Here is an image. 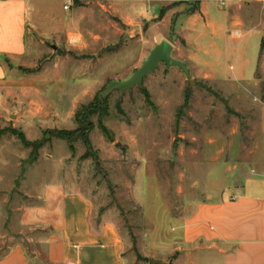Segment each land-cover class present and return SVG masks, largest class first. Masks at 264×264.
Wrapping results in <instances>:
<instances>
[{
    "label": "rangeland",
    "instance_id": "1",
    "mask_svg": "<svg viewBox=\"0 0 264 264\" xmlns=\"http://www.w3.org/2000/svg\"><path fill=\"white\" fill-rule=\"evenodd\" d=\"M226 3L211 1L215 11ZM197 7L198 1H163L161 14L153 17L158 6L138 4L143 17L127 25L111 8L96 6L56 49L49 41L44 51L34 47L11 64L2 59L1 253L17 242L34 251L32 244L43 235L22 227L21 213L40 205L46 185L55 191L66 176L91 199L94 224L118 228L126 264H153L152 259L184 253L177 251V223L198 202L243 190L244 180L264 163V71L256 73L260 82L224 79L236 63L220 39H202L208 51L191 54L179 17ZM163 39L176 47L172 55L184 59L191 78L162 63L142 87L101 96L111 80L130 78ZM83 107L95 112L88 115L94 123L90 155L85 157L90 149L82 140L73 151L66 140L54 138L32 163V148L17 134L37 141L50 130H75Z\"/></svg>",
    "mask_w": 264,
    "mask_h": 264
},
{
    "label": "crops",
    "instance_id": "2",
    "mask_svg": "<svg viewBox=\"0 0 264 264\" xmlns=\"http://www.w3.org/2000/svg\"><path fill=\"white\" fill-rule=\"evenodd\" d=\"M67 1L0 0V81L6 74L3 58L11 64L32 54L34 47L44 51L43 45L49 41L56 49L66 38L71 39L80 16L96 6L105 11L111 8L131 25L143 17L137 12L138 4L158 6L160 13L153 15L158 17L163 1H198L195 10L179 17L191 54L200 56L203 47L208 51V45L200 46L202 39H220L236 63L224 79L260 82L256 73L260 67L264 71V0H228L225 8L218 5V11L212 0H71L66 9ZM262 129L264 134V114ZM263 168L264 163L244 180L241 192L220 193L216 199L209 197L195 204L175 227V235L182 239L177 251L184 248L185 252L171 260L157 259V264H264ZM39 197L40 205L22 211L20 224L25 229L35 228L43 238L37 237L32 252L23 242L0 252V264H126L118 228L110 222L94 224L91 199L68 183L67 176L55 191L47 184ZM1 215L0 210V222ZM195 251L215 255L208 260L202 257L203 261L192 254Z\"/></svg>",
    "mask_w": 264,
    "mask_h": 264
},
{
    "label": "water",
    "instance_id": "3",
    "mask_svg": "<svg viewBox=\"0 0 264 264\" xmlns=\"http://www.w3.org/2000/svg\"><path fill=\"white\" fill-rule=\"evenodd\" d=\"M174 45L167 39H163L161 42L155 45L151 50L148 58L144 63L133 73V75L126 80H111L106 86L105 90L101 92V96L106 97L111 92L118 90L121 94L126 91H131L134 86H143L144 78L159 68L162 63H165L168 67L177 66L181 68L188 78H191V72L189 67L182 60L174 58L172 52ZM154 263H159V260L152 259Z\"/></svg>",
    "mask_w": 264,
    "mask_h": 264
},
{
    "label": "trees",
    "instance_id": "4",
    "mask_svg": "<svg viewBox=\"0 0 264 264\" xmlns=\"http://www.w3.org/2000/svg\"><path fill=\"white\" fill-rule=\"evenodd\" d=\"M90 107V106H89ZM92 107V104H91ZM87 113L86 107L82 108V111H78L76 114V121L79 124V127L75 130H65V129H54L47 131L46 135L37 141H30L27 137L26 134L23 132L16 133L19 137V139L22 141V143L26 147H31L32 152L30 156L31 162H35L38 160L39 156V150L44 147L47 143L51 142L54 138L56 139H62L66 140L69 144V147L71 150L74 151V143L78 140H82L83 143L86 145L87 148L90 150H87L85 157H88L91 153L92 149V143L91 139L89 137L91 131L93 130L94 123L91 120V118L88 115H92L95 112L93 111ZM102 130L108 134V130L104 125H101ZM15 133V132H14Z\"/></svg>",
    "mask_w": 264,
    "mask_h": 264
},
{
    "label": "built area",
    "instance_id": "5",
    "mask_svg": "<svg viewBox=\"0 0 264 264\" xmlns=\"http://www.w3.org/2000/svg\"><path fill=\"white\" fill-rule=\"evenodd\" d=\"M222 4H225V0H221ZM70 5H71V0H68L65 4V8L68 9L70 8Z\"/></svg>",
    "mask_w": 264,
    "mask_h": 264
}]
</instances>
